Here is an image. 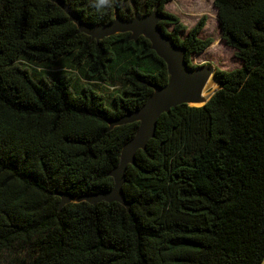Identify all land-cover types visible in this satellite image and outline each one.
I'll return each instance as SVG.
<instances>
[{"label":"trees","instance_id":"trees-1","mask_svg":"<svg viewBox=\"0 0 264 264\" xmlns=\"http://www.w3.org/2000/svg\"><path fill=\"white\" fill-rule=\"evenodd\" d=\"M60 1L91 24L157 9L193 67L212 42L206 15L187 28L169 0ZM214 5L241 65L159 115L125 170L127 206L78 198L112 189L139 125L115 121L167 83L164 59L144 35L79 31L57 1L0 0V264H262L264 0Z\"/></svg>","mask_w":264,"mask_h":264},{"label":"water","instance_id":"water-1","mask_svg":"<svg viewBox=\"0 0 264 264\" xmlns=\"http://www.w3.org/2000/svg\"><path fill=\"white\" fill-rule=\"evenodd\" d=\"M54 1H57L65 9L69 18L77 24L79 31H83L93 38L100 39L124 31H130L131 37L134 39L139 35H144L151 41V47L164 59L167 65L169 73L167 83L164 85L154 84L152 93L138 109L115 121V123L139 121V125L136 133L123 144L119 163L110 173L114 179L112 189L78 198L87 199L90 202L102 199L116 200L128 206L129 203L125 200L122 185L125 181L127 165L135 164L136 150L145 149L148 139L154 135L157 119L162 112L179 103L187 102L199 105L208 99L205 89L210 76L215 77V68L211 64H202L196 67L189 65L185 48L166 34L159 24V21L165 19L166 16L159 13L157 9L149 13L137 11L131 17H124L116 13L113 20L107 23L91 24L83 21L60 0ZM67 197L64 196L63 200Z\"/></svg>","mask_w":264,"mask_h":264},{"label":"rangeland","instance_id":"rangeland-1","mask_svg":"<svg viewBox=\"0 0 264 264\" xmlns=\"http://www.w3.org/2000/svg\"><path fill=\"white\" fill-rule=\"evenodd\" d=\"M164 8L177 15L187 28L195 25L203 15H206L205 25L199 36L203 38L211 37L212 42L203 52L191 55L193 63L211 64L214 68L222 69H233L241 65V60L235 56L234 48L227 46L222 39V29L214 0H169L165 3ZM185 34L186 31L183 32L182 36ZM209 79L205 89L208 98L213 90L219 86L215 77L210 76ZM67 199L70 198L67 197ZM262 264H264V259Z\"/></svg>","mask_w":264,"mask_h":264},{"label":"clouds","instance_id":"clouds-1","mask_svg":"<svg viewBox=\"0 0 264 264\" xmlns=\"http://www.w3.org/2000/svg\"><path fill=\"white\" fill-rule=\"evenodd\" d=\"M101 3H107V0H100Z\"/></svg>","mask_w":264,"mask_h":264},{"label":"bare ground","instance_id":"bare-ground-1","mask_svg":"<svg viewBox=\"0 0 264 264\" xmlns=\"http://www.w3.org/2000/svg\"><path fill=\"white\" fill-rule=\"evenodd\" d=\"M209 80H210V79H209ZM215 80H216V79H215ZM208 83H209V82H208ZM208 83H207V85H208ZM210 83H211V82H210ZM207 85H206V87H207ZM206 94H207V93H206ZM206 94H205V95H206ZM206 98H208V96H207Z\"/></svg>","mask_w":264,"mask_h":264}]
</instances>
